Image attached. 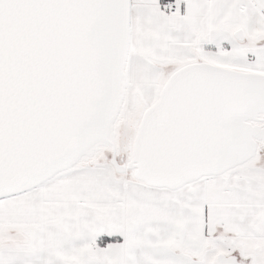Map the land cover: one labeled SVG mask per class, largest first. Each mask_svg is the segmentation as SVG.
Returning a JSON list of instances; mask_svg holds the SVG:
<instances>
[{"label": "snow or ice", "instance_id": "1", "mask_svg": "<svg viewBox=\"0 0 264 264\" xmlns=\"http://www.w3.org/2000/svg\"><path fill=\"white\" fill-rule=\"evenodd\" d=\"M0 264H264V0H0Z\"/></svg>", "mask_w": 264, "mask_h": 264}]
</instances>
